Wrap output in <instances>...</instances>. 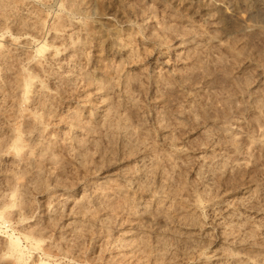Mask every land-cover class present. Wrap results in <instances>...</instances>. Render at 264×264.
Listing matches in <instances>:
<instances>
[{
	"label": "rangeland",
	"instance_id": "1",
	"mask_svg": "<svg viewBox=\"0 0 264 264\" xmlns=\"http://www.w3.org/2000/svg\"><path fill=\"white\" fill-rule=\"evenodd\" d=\"M41 263L264 264V0H0V264Z\"/></svg>",
	"mask_w": 264,
	"mask_h": 264
},
{
	"label": "bare ground",
	"instance_id": "2",
	"mask_svg": "<svg viewBox=\"0 0 264 264\" xmlns=\"http://www.w3.org/2000/svg\"><path fill=\"white\" fill-rule=\"evenodd\" d=\"M8 206H9V205H8ZM1 216H2V215H1ZM33 234H34V233H33ZM38 234H39V233H38ZM35 236H36V235H35ZM37 237H38V236H37ZM39 237H40V236H39ZM38 241H41V240H38ZM38 241H36V242L38 243ZM38 244H39V243H38ZM38 244H37V245H38ZM9 245H11L10 247L12 248V250H18V249H17V247H19V246H18V243L11 242V244H9ZM40 247H41V246H40ZM12 250H11V251H12ZM9 251H10V250H9ZM20 251H21V250L19 249V252H20ZM11 254H12V253H11ZM15 256H16V255H15ZM17 258L19 259L18 261H20L21 258L18 257V256H17ZM19 263H20V262H19ZM41 264H42V263H41ZM44 264H45V263H44Z\"/></svg>",
	"mask_w": 264,
	"mask_h": 264
}]
</instances>
